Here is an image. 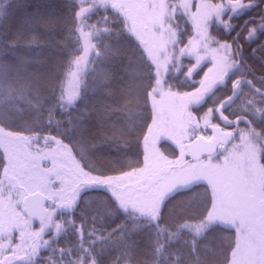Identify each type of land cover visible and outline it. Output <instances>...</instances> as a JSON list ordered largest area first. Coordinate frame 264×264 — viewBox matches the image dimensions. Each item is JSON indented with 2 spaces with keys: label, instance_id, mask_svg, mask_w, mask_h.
<instances>
[{
  "label": "snow or ice",
  "instance_id": "snow-or-ice-1",
  "mask_svg": "<svg viewBox=\"0 0 264 264\" xmlns=\"http://www.w3.org/2000/svg\"><path fill=\"white\" fill-rule=\"evenodd\" d=\"M0 264H264V0H0Z\"/></svg>",
  "mask_w": 264,
  "mask_h": 264
},
{
  "label": "trees",
  "instance_id": "trees-1",
  "mask_svg": "<svg viewBox=\"0 0 264 264\" xmlns=\"http://www.w3.org/2000/svg\"><path fill=\"white\" fill-rule=\"evenodd\" d=\"M48 0H31V3L33 5H39V4H43V3H47Z\"/></svg>",
  "mask_w": 264,
  "mask_h": 264
}]
</instances>
